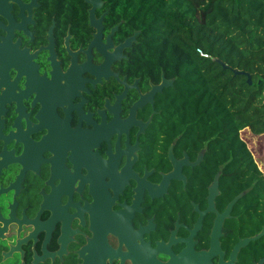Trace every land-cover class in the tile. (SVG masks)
<instances>
[{
    "label": "flooded vegetation",
    "instance_id": "af4514ba",
    "mask_svg": "<svg viewBox=\"0 0 264 264\" xmlns=\"http://www.w3.org/2000/svg\"><path fill=\"white\" fill-rule=\"evenodd\" d=\"M93 1L0 15V264H264L224 148L168 128L176 78Z\"/></svg>",
    "mask_w": 264,
    "mask_h": 264
},
{
    "label": "trees",
    "instance_id": "16d2710c",
    "mask_svg": "<svg viewBox=\"0 0 264 264\" xmlns=\"http://www.w3.org/2000/svg\"><path fill=\"white\" fill-rule=\"evenodd\" d=\"M105 1L121 8L126 26L142 31L150 58L176 78L165 103L168 128L224 148L230 178L259 203L262 228L264 173L250 142L264 137V0Z\"/></svg>",
    "mask_w": 264,
    "mask_h": 264
},
{
    "label": "water",
    "instance_id": "95a60500",
    "mask_svg": "<svg viewBox=\"0 0 264 264\" xmlns=\"http://www.w3.org/2000/svg\"><path fill=\"white\" fill-rule=\"evenodd\" d=\"M20 0H0V15H4L8 18H10L9 16V11L10 9L12 8V3H16V2H19ZM88 2H95L93 0H87ZM102 5V0H96V9L98 7H100ZM102 20L103 18H101L100 20H97L96 19V26L97 27H100L102 29ZM139 34V33H136V35ZM131 40H135V37H133ZM131 44H130V40H128L124 45H122L121 47H119L118 49L122 48V47H130ZM224 68H226L227 66L225 64H222ZM234 74H242V75H246L248 77V82L249 84L252 83V79H251V75L248 74V73H245V72H238V71H234ZM164 86H168V82L164 81ZM216 193V192H215ZM234 206V203H232L230 206H229V210L232 209V207ZM264 235V231L257 237V238H260ZM251 240H254V239H249V240H245L243 244L247 245Z\"/></svg>",
    "mask_w": 264,
    "mask_h": 264
},
{
    "label": "rangeland",
    "instance_id": "374dc122",
    "mask_svg": "<svg viewBox=\"0 0 264 264\" xmlns=\"http://www.w3.org/2000/svg\"><path fill=\"white\" fill-rule=\"evenodd\" d=\"M242 136L246 138L249 137L250 139V134L247 132H243ZM250 146L255 150L254 158L257 161L259 168L264 173V137L252 139Z\"/></svg>",
    "mask_w": 264,
    "mask_h": 264
},
{
    "label": "built area",
    "instance_id": "2783aa9c",
    "mask_svg": "<svg viewBox=\"0 0 264 264\" xmlns=\"http://www.w3.org/2000/svg\"><path fill=\"white\" fill-rule=\"evenodd\" d=\"M198 53H199L200 55H202V56H206V55H204V53H203L201 50H199V49H198Z\"/></svg>",
    "mask_w": 264,
    "mask_h": 264
}]
</instances>
